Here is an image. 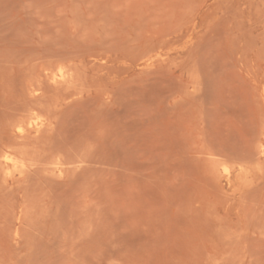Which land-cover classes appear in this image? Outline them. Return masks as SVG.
I'll use <instances>...</instances> for the list:
<instances>
[{
  "label": "rangeland",
  "instance_id": "1",
  "mask_svg": "<svg viewBox=\"0 0 264 264\" xmlns=\"http://www.w3.org/2000/svg\"><path fill=\"white\" fill-rule=\"evenodd\" d=\"M0 264H264V0H0Z\"/></svg>",
  "mask_w": 264,
  "mask_h": 264
},
{
  "label": "bare ground",
  "instance_id": "2",
  "mask_svg": "<svg viewBox=\"0 0 264 264\" xmlns=\"http://www.w3.org/2000/svg\"><path fill=\"white\" fill-rule=\"evenodd\" d=\"M34 121V120H33ZM40 122V121H39ZM33 123V122H32ZM34 123H35V121H34ZM36 124V123H35ZM32 125V124H31ZM17 127V126H16ZM20 128V127H19ZM37 128H39V126L37 127ZM21 131H22V129H21ZM19 132V131H18ZM3 158H4V160H5V162H10V161H12L13 160V158L12 157H10V155H7V154H5L4 156H3ZM12 158V159H11ZM3 160V161H4ZM16 161V160H15ZM17 162V161H16ZM12 165H14V164H12ZM17 167V166H16ZM12 168V167H11ZM10 168V169H11Z\"/></svg>",
  "mask_w": 264,
  "mask_h": 264
}]
</instances>
